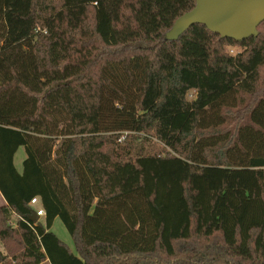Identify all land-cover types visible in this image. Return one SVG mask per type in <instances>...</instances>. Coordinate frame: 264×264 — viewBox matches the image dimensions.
<instances>
[{"label": "trees", "instance_id": "obj_1", "mask_svg": "<svg viewBox=\"0 0 264 264\" xmlns=\"http://www.w3.org/2000/svg\"><path fill=\"white\" fill-rule=\"evenodd\" d=\"M194 4L0 0V264H264V21L166 40Z\"/></svg>", "mask_w": 264, "mask_h": 264}, {"label": "water", "instance_id": "obj_2", "mask_svg": "<svg viewBox=\"0 0 264 264\" xmlns=\"http://www.w3.org/2000/svg\"><path fill=\"white\" fill-rule=\"evenodd\" d=\"M264 21V0H195L192 9L177 17L165 32L166 40H176L187 28L202 24L221 38L242 41L257 35ZM32 221H37L34 212Z\"/></svg>", "mask_w": 264, "mask_h": 264}, {"label": "rangeland", "instance_id": "obj_3", "mask_svg": "<svg viewBox=\"0 0 264 264\" xmlns=\"http://www.w3.org/2000/svg\"><path fill=\"white\" fill-rule=\"evenodd\" d=\"M25 13H26L25 10H21L20 12H18V15H14L13 18L22 19L24 18ZM13 18L11 17V15H8V23L10 24V31L4 40L6 44H8L9 42L13 43L17 41L18 38L22 36L24 31H26L27 28L31 25V19L16 20ZM228 49L232 54L239 51V49L236 46H230ZM24 157H25L24 148L19 147L14 155V165L18 171H20L22 168V161ZM39 218L40 220H42L41 217ZM51 231L54 232L60 240L65 242L70 247L71 250H74L72 238L67 232L66 228L64 227L63 223L61 222L59 218H56L54 220L51 226ZM44 264H47V263H44Z\"/></svg>", "mask_w": 264, "mask_h": 264}, {"label": "built area", "instance_id": "obj_4", "mask_svg": "<svg viewBox=\"0 0 264 264\" xmlns=\"http://www.w3.org/2000/svg\"><path fill=\"white\" fill-rule=\"evenodd\" d=\"M30 204H31L32 206H34V205L36 204V207H34V208H35V213H36V215H37L38 217H42L43 214H44V212H43L42 208H41V207L39 206V204H38V199H37V198H32V199L30 200Z\"/></svg>", "mask_w": 264, "mask_h": 264}, {"label": "crops", "instance_id": "obj_5", "mask_svg": "<svg viewBox=\"0 0 264 264\" xmlns=\"http://www.w3.org/2000/svg\"><path fill=\"white\" fill-rule=\"evenodd\" d=\"M3 205H6V202H5L4 198L2 197V195L0 194V206H3ZM34 207H36V204L34 205Z\"/></svg>", "mask_w": 264, "mask_h": 264}]
</instances>
